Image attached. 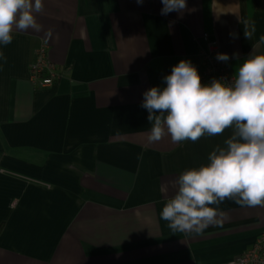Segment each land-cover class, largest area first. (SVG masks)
<instances>
[{"label":"crops","instance_id":"obj_1","mask_svg":"<svg viewBox=\"0 0 264 264\" xmlns=\"http://www.w3.org/2000/svg\"><path fill=\"white\" fill-rule=\"evenodd\" d=\"M42 31L0 44V264H225L264 231V207L226 199L200 234L161 218L174 182L209 163L217 136L149 144L143 93L181 60L201 69L203 33L232 73L264 54V0H42ZM60 75L31 79L44 33ZM164 187L166 190L161 191Z\"/></svg>","mask_w":264,"mask_h":264},{"label":"clouds","instance_id":"obj_2","mask_svg":"<svg viewBox=\"0 0 264 264\" xmlns=\"http://www.w3.org/2000/svg\"><path fill=\"white\" fill-rule=\"evenodd\" d=\"M143 0H137L142 3ZM162 15L183 11L186 0H161ZM42 0H0V44H10L13 31L41 32L38 16ZM53 29L44 33L47 44ZM0 58L6 61L3 53ZM217 60L227 62L226 53ZM166 87L143 93L141 107L152 124L149 144L169 134L173 143L217 136L233 129L224 146L217 145L206 165L188 169L174 182V194L162 208L161 218L173 232L200 234L227 219L220 210L226 199L247 207H264V54L252 55L235 70L232 81L201 83L197 68L181 60L164 77ZM164 187L161 191H165Z\"/></svg>","mask_w":264,"mask_h":264},{"label":"built area","instance_id":"obj_3","mask_svg":"<svg viewBox=\"0 0 264 264\" xmlns=\"http://www.w3.org/2000/svg\"><path fill=\"white\" fill-rule=\"evenodd\" d=\"M204 46L201 49V69L199 75L201 83L210 84L213 79H224L231 82L233 73L229 62L217 60V54L222 53L219 40L208 32L203 33ZM48 44L42 42L35 50L30 62V77L39 85L51 84L59 77L60 72L56 63L49 57ZM225 264H264V231L256 241L242 253L233 257Z\"/></svg>","mask_w":264,"mask_h":264}]
</instances>
